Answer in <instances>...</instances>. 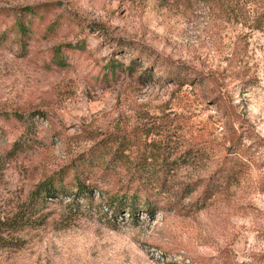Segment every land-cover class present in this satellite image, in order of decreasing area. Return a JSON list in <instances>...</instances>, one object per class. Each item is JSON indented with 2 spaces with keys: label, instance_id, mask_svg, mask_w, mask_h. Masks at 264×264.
<instances>
[{
  "label": "rangeland",
  "instance_id": "rangeland-1",
  "mask_svg": "<svg viewBox=\"0 0 264 264\" xmlns=\"http://www.w3.org/2000/svg\"><path fill=\"white\" fill-rule=\"evenodd\" d=\"M257 2L0 0V264H264V28L245 24ZM111 59L132 73L111 77ZM172 65L199 78L165 81ZM240 118L251 158L220 182ZM140 126L161 143L155 168L86 170L111 159L108 133ZM42 181L56 194H33ZM124 191L132 213L104 203Z\"/></svg>",
  "mask_w": 264,
  "mask_h": 264
},
{
  "label": "trees",
  "instance_id": "trees-1",
  "mask_svg": "<svg viewBox=\"0 0 264 264\" xmlns=\"http://www.w3.org/2000/svg\"><path fill=\"white\" fill-rule=\"evenodd\" d=\"M219 1V0H216ZM258 1L251 12H249L246 16L245 24L251 30H262L264 28V0H256ZM17 26L20 28L19 31L21 33L25 32V27L21 22L17 23ZM139 59L138 57L135 60ZM135 60H131L129 64L124 67L122 64H118V62L114 59H111L107 63V73L110 74L111 77H115L117 75L122 74L123 70L126 73H132L133 65L135 64ZM157 66V65H155ZM117 68H119L117 70ZM150 69V66L147 67ZM186 66L184 65H172L171 69H169L165 74L166 77H163L165 81L175 82L179 84H192L195 78H199L196 73H190V71H186ZM152 75L149 74L148 77ZM225 115L227 112L225 111ZM240 124L234 130V134L229 139V145L226 147V154H225V162L222 166L217 170L216 176L220 182H227V183H234L239 180L244 166H247L243 162H247L251 158L248 154V147L245 146L242 141L245 137L253 136L251 134V126L245 119H239ZM145 125V124H144ZM245 128L242 130V128ZM240 130V131H238ZM238 131V132H236ZM93 135V134H92ZM91 135V136H92ZM150 135L149 128L144 129V127H135L132 131L122 134L116 133H108L105 136V139L101 140L97 144L101 150V157L105 154L111 155V159L104 163V160L101 162H95L93 159L90 160L88 163L87 171L90 166H97L102 168V166L106 167L108 164H113L115 167L122 166L125 164H131L133 162L134 168H141L140 170H149L150 168H155L156 156L151 153V148L154 150L159 151L161 143L159 140L151 139L147 142L146 137ZM149 140V139H148ZM132 147L137 149L138 155L135 159L130 161L128 154L125 153L126 150L132 149ZM127 160V161H126ZM224 161V160H223ZM110 162V163H109ZM175 161L172 160L169 163H174ZM92 164V165H91ZM100 164V165H99ZM107 168V167H106ZM165 173V172H164ZM83 174V173H82ZM86 174H88L86 172ZM148 179V178H147ZM166 179L165 174L157 175V177L153 178L155 182H163ZM220 184L217 181H214V184H206L201 191L202 201L206 200L207 198L211 197L214 191L219 187ZM75 188L76 192L79 196L89 195L92 191V186L89 187L82 179H79L78 174H75ZM95 188V187H94ZM56 188L52 185V182L49 181H42L36 186V190L33 191V194H43L47 196L48 194H56ZM135 194V193H134ZM132 195V194H131ZM116 196V195H115ZM121 197L119 198L120 201H114L111 197H105L104 203L107 204L109 207H113L114 209H121L123 206H127L128 210L132 213L135 208V203H131L132 198H129V193L124 191ZM134 196V195H133ZM137 196V195H135ZM129 199V201H128ZM153 201L147 202L143 205V208L152 213L153 210L150 209L152 207ZM204 203V202H202ZM201 203V204H202Z\"/></svg>",
  "mask_w": 264,
  "mask_h": 264
}]
</instances>
